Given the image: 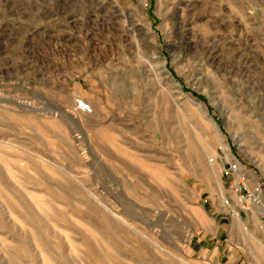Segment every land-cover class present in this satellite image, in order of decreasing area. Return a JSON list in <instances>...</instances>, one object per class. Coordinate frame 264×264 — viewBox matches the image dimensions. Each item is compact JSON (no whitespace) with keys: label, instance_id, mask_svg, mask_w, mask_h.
<instances>
[{"label":"rangeland","instance_id":"obj_1","mask_svg":"<svg viewBox=\"0 0 264 264\" xmlns=\"http://www.w3.org/2000/svg\"><path fill=\"white\" fill-rule=\"evenodd\" d=\"M0 264H264V0H0Z\"/></svg>","mask_w":264,"mask_h":264},{"label":"built area","instance_id":"obj_2","mask_svg":"<svg viewBox=\"0 0 264 264\" xmlns=\"http://www.w3.org/2000/svg\"><path fill=\"white\" fill-rule=\"evenodd\" d=\"M77 105H78V109L81 113L85 114V115H90L93 110L92 107L90 105V103H88L86 100L84 99H79L77 101Z\"/></svg>","mask_w":264,"mask_h":264},{"label":"bare ground","instance_id":"obj_3","mask_svg":"<svg viewBox=\"0 0 264 264\" xmlns=\"http://www.w3.org/2000/svg\"><path fill=\"white\" fill-rule=\"evenodd\" d=\"M225 146V145H224ZM227 147V146H226Z\"/></svg>","mask_w":264,"mask_h":264}]
</instances>
